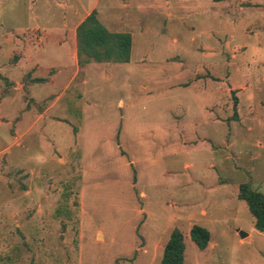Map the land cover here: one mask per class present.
<instances>
[{"label": "rangeland", "instance_id": "rangeland-1", "mask_svg": "<svg viewBox=\"0 0 264 264\" xmlns=\"http://www.w3.org/2000/svg\"><path fill=\"white\" fill-rule=\"evenodd\" d=\"M124 1L129 74L110 62L13 68L20 47L43 45L23 28L64 7L0 0V264H158L174 228L185 264H264V234L237 233L254 227L239 184L264 194V84L254 97L244 81L231 89L221 63L244 45L240 79L257 65L264 76V21L224 27L202 10L211 0ZM193 224L209 231L204 250Z\"/></svg>", "mask_w": 264, "mask_h": 264}, {"label": "crops", "instance_id": "crops-1", "mask_svg": "<svg viewBox=\"0 0 264 264\" xmlns=\"http://www.w3.org/2000/svg\"><path fill=\"white\" fill-rule=\"evenodd\" d=\"M50 3L62 4L64 8L61 12V15L57 17L56 20V18H54L55 16L50 13V10H48L49 12H47V15H43L39 19H36V28H23V32H25L26 34L24 37L30 40L33 36L38 35V40L40 43H43V45L37 49H34V45L28 43L26 46L27 49L25 51H23V48L20 47V50L23 55L22 53L20 54L18 60L13 64V68H18L26 64H28V66L30 67H36V65H39V68H45L47 66L48 68H52L54 66L66 68L69 63L71 66L76 64L77 67L78 62L76 46V27L91 11L96 10L98 19L101 21V23L102 21H105L104 26L107 29L114 32H128L131 35V53L129 61L116 64L125 67V70H127L128 72L125 74H129L134 70L133 65L135 64V60L133 59L132 54V29L130 28V26H125L119 23L122 18V14H120L121 10L124 9L125 6H128V4L124 0H44V4L48 5ZM216 3L218 4L217 6L213 5L214 3H211V7L208 6L207 8H204L202 10L210 9V12H212L213 10L214 12L219 10V13H215V17L209 15V18H214V20L215 18H221L222 21H225V23H223L224 27H230L231 25H237L241 21H245L246 23L248 22V24L243 27L245 31L250 30V28H262V25L260 26L258 21H264V0H223L215 2V4ZM211 8L214 9L211 10ZM197 15H199V12L195 14V16ZM169 18L172 19V17ZM209 18H207V20ZM196 20L197 18H195L194 21L196 22ZM215 26L216 24L210 22L209 28L211 30ZM149 27L150 26L144 28L139 27L137 32L147 30ZM243 48H245L244 45H238L236 48H234V50H232L231 60H222L221 63H223V66H225L227 69H229V66H231V70H228L226 72L225 78L222 79H224L225 82L232 84L231 89H240L239 87L235 86L237 84H240L241 81H244L246 84L249 85L247 87L244 84V86L241 87L243 89L242 91H247L254 97L257 94V88L254 87V84H256L258 80H260V82L264 84V76H261L260 78L261 69H258L257 65L256 69L247 72L250 74L242 75L245 76L244 80L243 78L240 79L242 71L239 72L237 69L239 67V64L246 62L240 59V57L238 56V52ZM136 61L143 62L144 59L138 58V60ZM101 63L103 62H91L87 63L86 65L88 67L90 65L92 66V64L95 65ZM105 63L108 64L109 62ZM258 63L264 66V61H260ZM56 74L57 72H52V74L48 77L49 81H52ZM222 79H220L219 82L224 83V80ZM205 80H211V82H213L210 76L205 77ZM197 81L198 80L192 81L189 85H186L185 87H189L191 84L196 83ZM234 84L236 85L233 86ZM143 85L145 86V84ZM255 102L256 105H260L261 107V100H257V98H255ZM209 106L210 104L206 105L203 109H207ZM240 119L242 120L241 115L238 116V119L237 121H235V123H240ZM253 228L251 227L249 230H243L244 232H246V236L242 239L250 241L252 239L253 234L263 236L261 235L263 234L262 232H259L258 230Z\"/></svg>", "mask_w": 264, "mask_h": 264}, {"label": "trees", "instance_id": "trees-1", "mask_svg": "<svg viewBox=\"0 0 264 264\" xmlns=\"http://www.w3.org/2000/svg\"><path fill=\"white\" fill-rule=\"evenodd\" d=\"M76 46L79 66L91 62H127L131 53V35L110 31L93 10L76 27ZM237 198L246 202L254 228L264 234V194L244 182L239 184ZM189 238L198 249L204 250L210 241V234L204 226L193 224ZM185 247L183 233L174 228L163 246L158 264H185Z\"/></svg>", "mask_w": 264, "mask_h": 264}, {"label": "water", "instance_id": "water-1", "mask_svg": "<svg viewBox=\"0 0 264 264\" xmlns=\"http://www.w3.org/2000/svg\"><path fill=\"white\" fill-rule=\"evenodd\" d=\"M237 233L238 235L241 237V238H244L246 236V232L242 231V230H237Z\"/></svg>", "mask_w": 264, "mask_h": 264}]
</instances>
